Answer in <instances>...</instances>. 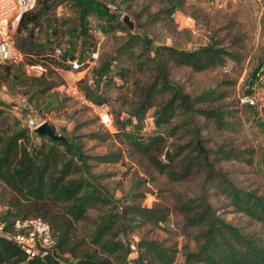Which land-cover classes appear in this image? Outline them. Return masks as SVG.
I'll use <instances>...</instances> for the list:
<instances>
[{
	"label": "rangeland",
	"instance_id": "1",
	"mask_svg": "<svg viewBox=\"0 0 264 264\" xmlns=\"http://www.w3.org/2000/svg\"><path fill=\"white\" fill-rule=\"evenodd\" d=\"M94 1L106 7L107 3H114L122 17L130 15L134 31L125 24L127 32L105 31L103 20L90 13L83 23L95 47L84 45L77 36L83 27L82 19L78 8L69 0L56 7L54 18L45 19L41 31L55 46L54 50H61L55 55L63 64L57 68L61 85L36 107L28 102L29 94L13 79L0 80V102L12 106L10 112L21 125L27 127V116L48 121L57 134L80 142L91 157L88 160L90 171L104 186L110 202L90 208L87 218L78 224V232L89 237L101 217L110 213L116 215L113 231L117 225H122L120 237L125 244L135 245L132 257L146 253L145 247H139L140 242L154 241L175 257L173 264L185 263L186 253L198 249L199 227L187 226L185 217L173 207L178 199L203 196L220 219L243 234L264 238V221L237 210L229 195L230 188L222 179L230 180L237 189L264 197V0H218L215 4L211 0ZM53 29L57 32L51 33ZM130 35L141 41L131 46L134 54L122 53L121 60H115L111 72L114 74L122 68L126 77L120 80L115 76L111 82L96 77L95 88L109 101L104 105L90 102L80 90L81 79L93 78L94 67L106 56H118ZM214 39L221 40L231 53L224 65L194 71L170 62L169 79L195 99L196 107L222 111L221 126L181 107L161 125L155 123V107L147 109L140 119L134 117L142 87L151 82L157 67V62L151 61L156 48L167 45L193 50ZM92 49L99 53L97 63H85L81 72L71 71L67 58L75 54V58L86 60ZM245 95L253 96V103L242 102ZM168 97L169 93L164 92L157 95L156 101L163 102ZM105 112L113 116L111 128L101 122L100 115ZM195 130L202 135L205 147L212 151L210 159L219 174L208 178L207 170L201 168L178 182L154 168L126 134L163 135V153L168 156L169 152L190 142ZM34 141L38 143L39 138L35 137ZM219 148L238 149L241 156L223 158L217 152ZM3 196L6 198L7 194ZM2 202L0 220L6 209ZM130 205L161 208L166 218L150 221L136 214H126L124 208ZM144 261L163 264L153 254Z\"/></svg>",
	"mask_w": 264,
	"mask_h": 264
},
{
	"label": "trees",
	"instance_id": "2",
	"mask_svg": "<svg viewBox=\"0 0 264 264\" xmlns=\"http://www.w3.org/2000/svg\"><path fill=\"white\" fill-rule=\"evenodd\" d=\"M68 1L39 0L35 9L24 13L13 34L15 46L24 54L25 61L44 65L47 68L44 75H27L21 64H0V80L13 79L22 86L23 92L29 94L28 102L32 106H40L41 100L62 83L57 68H61L63 64L53 54L55 46L41 31L45 19L54 18L56 7ZM72 2L79 10L82 23L90 13H94L103 20L105 31L127 32L122 15L117 10L111 11L94 0ZM56 32L57 29L51 31ZM77 36L84 45L95 47V43L89 41L92 37L84 23ZM140 41V38L130 35L125 49H120L118 56L103 58L94 67V85L89 83L86 76L81 79L80 90L90 102L104 105L109 101L108 97L95 88V78L110 82L115 76L120 80L124 79L126 74L122 68L111 74L113 63L117 58L121 60L122 53L134 54L131 46ZM155 51L156 55L151 57V61L157 62V67L151 82L142 87L141 98L133 112L134 117L140 119L147 109L155 107V123L161 125L171 119L177 107H181L221 126L222 111L218 108L196 107L195 99L169 79L170 62L188 66L194 71L224 65L231 53L222 45L221 40L214 39L193 50L160 45ZM72 58H75V54ZM164 92L169 93V97L163 102H157V95ZM45 105L48 106V103ZM11 108V105L0 102V202L2 199L6 208L1 219L11 231L16 218H43L50 224L58 241V254L31 253L14 241L0 236V264H147L144 259L151 258V254L163 264L175 262V257L154 241L140 242L139 247H145L146 253H139L129 259L130 244H125L120 237L122 225H117L116 231H113L116 215L110 213L101 217L89 237L81 235L78 224L87 218L88 210L98 203L110 202L104 186L97 182L90 171L88 160L91 157L78 141L68 137L66 141L52 140L47 135L29 130L12 115ZM54 129L56 131L55 127ZM126 134L132 145L143 153L154 168L167 174L175 182L188 179L195 170L201 168L207 170L208 178L219 174L214 170L210 159L212 151L205 147L204 139L197 130L190 142L173 153L169 152L168 156L163 153V135ZM35 137L39 138L38 143H35ZM217 152L226 159L241 156V151L233 148H219ZM222 179L230 188L229 195L237 210L264 221V197L237 189L230 180L224 177ZM3 194H7L6 198ZM173 208L185 217L187 226L199 227L197 240L200 241L196 251L186 253L185 263L176 264H264V238L243 234L234 225L220 219L212 204L203 196L178 199ZM124 209L126 214H136L144 220L162 221L166 218V213L161 208L130 205Z\"/></svg>",
	"mask_w": 264,
	"mask_h": 264
},
{
	"label": "built area",
	"instance_id": "3",
	"mask_svg": "<svg viewBox=\"0 0 264 264\" xmlns=\"http://www.w3.org/2000/svg\"><path fill=\"white\" fill-rule=\"evenodd\" d=\"M39 0H0V64L6 62L21 64L27 75L41 76L47 72V68L42 64H29L25 61V56L20 52L14 42L13 34L16 32L18 24L25 12L36 8ZM218 0H211L212 4ZM111 11L117 10L114 3H107ZM60 48L54 50V55H59ZM98 51H91L86 60L68 57L66 63L69 64L71 71L81 72L85 63L93 65L98 60ZM78 81L80 78L77 79ZM89 83L94 84L93 78H89ZM74 91H77L75 86ZM254 97L245 95L241 98L242 102L253 103ZM101 122L107 128L113 127V116L105 112L100 115ZM43 121H37L33 116H27L25 123L31 130L37 128ZM146 130V125L143 128ZM165 160V156H163ZM0 236L14 241L31 253L50 252L58 254V241L55 238L50 224L41 217L16 218L13 222V230L6 228V222L0 220ZM132 254L136 251L133 243L130 244ZM69 257L68 254H64Z\"/></svg>",
	"mask_w": 264,
	"mask_h": 264
},
{
	"label": "water",
	"instance_id": "4",
	"mask_svg": "<svg viewBox=\"0 0 264 264\" xmlns=\"http://www.w3.org/2000/svg\"><path fill=\"white\" fill-rule=\"evenodd\" d=\"M123 23L129 28L130 31H134L135 24L131 19L130 15L125 14L122 17ZM35 132L39 135H47L52 140L66 141V137L60 134H57L54 127L48 122H42L37 128L34 129Z\"/></svg>",
	"mask_w": 264,
	"mask_h": 264
}]
</instances>
